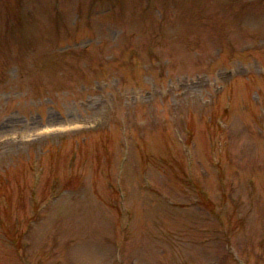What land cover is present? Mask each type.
I'll return each instance as SVG.
<instances>
[{"label":"rangeland","instance_id":"1","mask_svg":"<svg viewBox=\"0 0 264 264\" xmlns=\"http://www.w3.org/2000/svg\"><path fill=\"white\" fill-rule=\"evenodd\" d=\"M0 264H264V0H0Z\"/></svg>","mask_w":264,"mask_h":264}]
</instances>
